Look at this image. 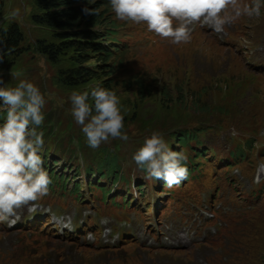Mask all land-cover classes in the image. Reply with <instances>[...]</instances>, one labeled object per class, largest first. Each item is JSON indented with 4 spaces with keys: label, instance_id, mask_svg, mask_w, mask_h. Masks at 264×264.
I'll use <instances>...</instances> for the list:
<instances>
[{
    "label": "rangeland",
    "instance_id": "374dc122",
    "mask_svg": "<svg viewBox=\"0 0 264 264\" xmlns=\"http://www.w3.org/2000/svg\"><path fill=\"white\" fill-rule=\"evenodd\" d=\"M0 2L1 28L18 24L31 44L53 37L33 23L39 0ZM100 7L114 29L107 32L109 24L103 25L98 40L107 39L104 46L115 51L105 69L114 73L115 93L128 123L129 139L119 145L120 190L114 194L107 180L109 187L100 190L84 187L90 216L68 212L71 206L57 197L49 200L57 206L42 213L36 229L0 234V264H264V66H254L264 62V55L251 57L256 43L264 46V9L260 17H241L219 35L193 24L191 41L172 45L146 25L117 19L108 0H101ZM95 56H88L93 69L99 68ZM15 59L14 65L23 67L28 81L46 95L48 146L61 158L75 159L83 149L72 142L68 121L62 120L70 113L69 97L73 91L91 92L102 82L73 89L55 86L53 79L73 65L72 56L51 63L37 53L22 52ZM153 131L196 161L197 171L184 189L163 192L133 161ZM185 132L199 143L181 146L177 137ZM260 169L263 180L257 182ZM128 192L141 199L124 195ZM174 214L178 217L173 219ZM46 216L56 218L62 234L51 231ZM148 221L150 225H133Z\"/></svg>",
    "mask_w": 264,
    "mask_h": 264
},
{
    "label": "clouds",
    "instance_id": "9594fccd",
    "mask_svg": "<svg viewBox=\"0 0 264 264\" xmlns=\"http://www.w3.org/2000/svg\"><path fill=\"white\" fill-rule=\"evenodd\" d=\"M92 2L88 0L89 4ZM108 3L117 19L146 25L149 32L172 45L188 44L193 24L206 26L219 35L241 17H260L264 9V0H108ZM83 12L97 14L90 7H85ZM69 100L70 114L90 148L97 149L110 139L128 141L115 92L96 87L91 92L73 91ZM0 101L3 102L0 105V222L11 227L19 220L18 209L24 206L35 209V202L49 191L51 180L40 155L45 144L40 128L45 120L46 99L36 85L19 80L15 87L0 86ZM132 159L146 179L163 180L169 188L188 178V156L183 151L171 150L158 131L145 137Z\"/></svg>",
    "mask_w": 264,
    "mask_h": 264
},
{
    "label": "trees",
    "instance_id": "16d2710c",
    "mask_svg": "<svg viewBox=\"0 0 264 264\" xmlns=\"http://www.w3.org/2000/svg\"><path fill=\"white\" fill-rule=\"evenodd\" d=\"M88 0H39L36 6L37 12L33 14V23L44 27L50 33L51 39L40 40L29 43L23 32L19 31L18 24H8L6 28L0 29V74L9 70L16 62L15 57L23 53H37L50 59L51 63H62L65 55L72 56L73 65L60 74L58 79H53L55 86L65 89H73L87 85L90 82H102V88L115 92L118 84L113 78L111 70L105 69L109 58L113 56L112 51L104 46L105 40H98L101 33L98 32L103 25L109 24L106 31L113 30L110 27V19L107 14L101 13V0H93L96 3L83 5ZM93 7L97 10L95 15H85L83 9ZM2 17V3L0 2V19ZM22 51L21 53H19ZM96 54L95 64L97 69L91 68L89 54ZM98 56V57H97ZM104 67V69H103ZM108 67V66H107ZM139 80V79H135ZM125 116H128L125 114ZM127 129V120H124ZM124 129V130H125ZM182 134V133H181ZM179 134H173L177 137ZM192 133H184L178 136L182 144L187 143ZM115 157L107 155L104 158V165L108 171L116 169Z\"/></svg>",
    "mask_w": 264,
    "mask_h": 264
},
{
    "label": "bare ground",
    "instance_id": "6f19581e",
    "mask_svg": "<svg viewBox=\"0 0 264 264\" xmlns=\"http://www.w3.org/2000/svg\"><path fill=\"white\" fill-rule=\"evenodd\" d=\"M198 24V23H197ZM202 27V26H201ZM192 28V27H191ZM203 29H205V30H211L210 28H208V27H206V26H204V27H202ZM230 31H231V29H230ZM260 32H261V34H264V28H262L261 30H260ZM217 40L219 41V42H225V40L223 39V38H221V39H218L217 38ZM256 45V48L254 49V51H253V53H252V55H251V57H252V59H253V56H260V55H264V46H261L260 48L259 47H257L258 45H263V43L262 42H258V43H256L255 44ZM246 54H248V49H246ZM255 64L256 65H259V64H264V62H261V63H256L255 62ZM260 173L261 174H263V170L262 169H260ZM144 187V186H143ZM50 223V222H49ZM178 243H179V241H178ZM196 258V257H195ZM197 259V258H196ZM198 260V259H197ZM202 260V259H201ZM194 262V261H193ZM199 262V261H198Z\"/></svg>",
    "mask_w": 264,
    "mask_h": 264
}]
</instances>
